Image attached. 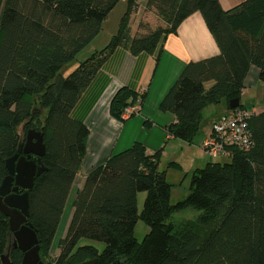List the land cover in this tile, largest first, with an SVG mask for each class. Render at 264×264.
I'll use <instances>...</instances> for the list:
<instances>
[{
	"label": "trees",
	"instance_id": "obj_1",
	"mask_svg": "<svg viewBox=\"0 0 264 264\" xmlns=\"http://www.w3.org/2000/svg\"><path fill=\"white\" fill-rule=\"evenodd\" d=\"M120 1L0 0V184L7 176L5 162L16 153L22 134L40 131L44 171L28 192L27 217L40 260L49 264H264V110L248 118L250 149H234L227 163L209 162L195 169L188 194L174 204L172 186L159 170V151L148 154L135 143L109 157L76 191L65 234L51 258L88 136L73 111L114 51L154 55L185 19L199 13L219 54L185 65L160 102L159 110L174 117L167 134L191 144L205 108L224 101L230 110L229 101L236 99L237 108L244 109L241 91L250 66L258 69L264 107V0H243L226 11L218 0H146L145 8L153 10L161 26L139 23L136 34L130 18L138 0H125L126 11L116 33L102 49L78 61V54L96 38ZM138 99L140 107L143 95L119 88L109 103L110 117L123 121L124 108ZM139 193L145 198L138 213ZM187 208L200 211L196 225L204 234L170 222L173 214ZM138 221L149 230L140 242L134 237ZM8 232V221L0 213V256L6 251ZM80 239L103 243L104 248L99 252L93 246L77 247ZM21 258L20 251H10V264H20Z\"/></svg>",
	"mask_w": 264,
	"mask_h": 264
},
{
	"label": "crops",
	"instance_id": "obj_2",
	"mask_svg": "<svg viewBox=\"0 0 264 264\" xmlns=\"http://www.w3.org/2000/svg\"><path fill=\"white\" fill-rule=\"evenodd\" d=\"M218 2L226 11L239 5L243 0H218ZM131 30L132 34H136L137 26H134V29L131 27ZM97 50L95 46L91 48V52ZM218 54L217 45L201 15L194 13L180 24L175 34L165 38L154 55L132 56L125 49H117L109 56L82 93L73 111L74 118L82 121L86 127L88 136L84 158L73 182L65 209L68 203L71 206L76 191L87 175L103 166L109 157L129 149L135 143L141 144L148 154L159 151L160 162L166 160L167 165L173 163L172 168L182 170V163L187 160L185 156L190 152L193 141L188 144L168 137L166 129L174 122V117L168 112L160 111L158 106L185 65ZM259 85L261 84L258 81V69L250 66L243 81L241 99L246 89H256ZM121 87L137 92L138 96L143 95V99L138 115L117 121L109 115V103ZM242 106L253 114H259L264 110L262 104ZM229 113H217L210 119L211 123L208 127L202 124L207 121L206 118H201L199 130L201 127L202 130L204 129L203 141L209 135L212 124ZM195 162L198 164V161L195 160ZM68 222L69 220L67 225Z\"/></svg>",
	"mask_w": 264,
	"mask_h": 264
},
{
	"label": "rangeland",
	"instance_id": "obj_3",
	"mask_svg": "<svg viewBox=\"0 0 264 264\" xmlns=\"http://www.w3.org/2000/svg\"><path fill=\"white\" fill-rule=\"evenodd\" d=\"M145 1L146 0H138L137 10L135 14H132L130 18V26L133 29H134V26H138L139 23L145 24L149 26L150 28L161 26V23L155 16L153 10L145 8L144 6ZM125 11H126V2L125 0H121L110 11L106 20L102 23L101 30L96 36V38H94V40L84 50H82L78 54L77 56L78 61H82L87 56H89L92 53L91 48L93 46H95L96 49L100 50L107 44L106 41H108L109 37H111L112 35L116 33L120 19L125 13ZM243 93L245 95L240 100L241 105H244V106L251 105V104H253L254 106H257V105L259 106L260 104L263 105L262 85H259L258 88L256 89H246ZM221 112H230V110H228L227 105L224 101H221L217 105H212L204 109L202 111V117L206 118L207 120L202 123L204 124V127H208V125L211 123L210 119L213 118L214 115H216L217 113H221ZM203 130L201 127L199 132H197L196 135L194 136L193 143L190 146V152L187 153L185 156L187 160L182 163V167H183L182 170L172 168L171 166H169V164L167 165L168 162L166 160H162L159 163V170L164 171V172L166 171L165 173L166 181L172 186L171 187V199H170L172 204L183 200L188 194V188H189L191 173L193 169L203 168L205 166V163L207 162H215V163L224 164L229 161V159L223 158V157L211 159L207 157L205 154H203V151L201 150V145L203 142L202 136L204 133ZM195 160L198 161V164H196L197 162H195ZM144 198H145L144 193H139L137 195L138 213L142 209ZM70 215H71V206H70V203H68L67 208L65 209V212L63 215L64 216L63 221L61 222V225H59V228L54 236V240H53L51 251H50L51 258L55 256L54 254L56 253L55 250H56L58 240L61 239L65 234V231L67 228V220H69ZM199 215H200V211L187 208L178 213L173 214L172 217L170 218V222H172L176 226H189L192 229H194V231H196L197 233L204 234V231L196 225V219ZM148 231H149L148 227L141 221H138L134 229L135 239L138 242H140L143 239V237L148 233ZM80 246H93L99 252H101L104 248L103 243H99V242L88 240V239H80L78 241L77 247H80Z\"/></svg>",
	"mask_w": 264,
	"mask_h": 264
},
{
	"label": "water",
	"instance_id": "obj_4",
	"mask_svg": "<svg viewBox=\"0 0 264 264\" xmlns=\"http://www.w3.org/2000/svg\"><path fill=\"white\" fill-rule=\"evenodd\" d=\"M229 109L238 107V100L228 103ZM45 154L40 131L28 130L22 134L17 151L5 162L7 176L0 184V213L8 221V243L0 256L1 264H10V251L22 253L20 264H44L39 258V247L35 232L27 222L28 192L34 179L43 171L41 158ZM49 264V263H46ZM82 264H94V261Z\"/></svg>",
	"mask_w": 264,
	"mask_h": 264
},
{
	"label": "built area",
	"instance_id": "obj_5",
	"mask_svg": "<svg viewBox=\"0 0 264 264\" xmlns=\"http://www.w3.org/2000/svg\"><path fill=\"white\" fill-rule=\"evenodd\" d=\"M138 103L139 99L135 104L124 108L122 118L138 115L140 109ZM252 114L250 111L235 108L230 110L228 115L218 118L212 124L209 135L202 142L203 153L211 159L219 157L230 159L234 149L247 152L251 147L247 121Z\"/></svg>",
	"mask_w": 264,
	"mask_h": 264
}]
</instances>
